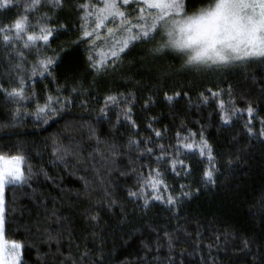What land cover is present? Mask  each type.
Instances as JSON below:
<instances>
[{
  "label": "trees",
  "instance_id": "obj_1",
  "mask_svg": "<svg viewBox=\"0 0 264 264\" xmlns=\"http://www.w3.org/2000/svg\"><path fill=\"white\" fill-rule=\"evenodd\" d=\"M26 2L11 0L0 9V25L23 14ZM183 2L190 15L214 0ZM96 3L63 0L60 8L45 4L29 14L35 23L47 13L49 26L57 29L47 46L40 42L39 56L36 48L25 50L17 41L6 46L0 39V154L25 156L28 177L6 187V238L24 242V264H80L85 252L83 264H264V136L259 134L264 58L214 68L184 66L186 58L175 50L151 51L163 43L161 32L130 45L114 68L97 72L88 56L107 51V28L115 29L118 22L101 30L95 49L91 41L73 43L84 23L81 5ZM136 7L133 3L123 10L133 12ZM18 50L24 52L23 62ZM44 56L56 58L51 75L33 76V63ZM19 63L23 72L13 69ZM20 75L25 78V99L7 95L19 86ZM73 87L78 91L72 92ZM211 92L221 95L213 97ZM165 94L174 99L166 100ZM49 95L68 97L71 103L54 118L45 117V123L35 113ZM110 95L119 103L101 114ZM221 99L227 109H255L252 134L245 128L246 111L230 112L229 123L221 120ZM127 107L135 126L124 118ZM189 132L196 133V141L203 133L212 146L214 182L204 179L210 165L197 150H179L178 158L190 169L187 175L179 167L180 175L172 171L177 133ZM57 147L61 151L54 154ZM157 168L168 186L159 195L165 200L169 194L176 197L175 205L150 194L146 206L143 197L129 195L140 190L141 175ZM182 191L191 195L181 196ZM94 215L98 220L91 219ZM165 233L172 238L171 247Z\"/></svg>",
  "mask_w": 264,
  "mask_h": 264
},
{
  "label": "snow or ice",
  "instance_id": "obj_2",
  "mask_svg": "<svg viewBox=\"0 0 264 264\" xmlns=\"http://www.w3.org/2000/svg\"><path fill=\"white\" fill-rule=\"evenodd\" d=\"M10 3L11 0H0V9L8 7ZM133 3L137 5L133 12L123 10L131 7ZM45 4L56 9L63 6V0H27L24 4L23 14H17V17L10 23L0 25V39L6 46L17 41L22 44L25 50L36 48L39 56L40 42L47 46L50 38L57 31V29L49 26L51 18L47 13L37 17L35 23L29 19V14L38 11ZM81 10L84 13L81 17L84 21L81 25V36L73 43L91 41L90 47L95 49L97 42L101 40V30L105 29L109 22H118L115 29L107 28L105 40L108 45L107 51H94L88 56L90 66L97 72L105 70L109 65L114 68L116 62L120 60L121 54H125L130 45L136 42H147L161 32L166 39L159 47L151 49V51L162 53L166 49L175 50L186 57L184 66L195 68L224 66L244 61L249 57H264V0H214V3L201 8L192 15L186 14L183 0H97L94 5H81ZM17 55L23 62L24 52L18 50ZM55 59V57L50 56L37 59L33 63L31 74L33 76L44 75L45 73L51 75L49 68L54 64ZM13 69L20 72L24 71L22 63L13 65ZM18 85V87L12 88L7 95L12 98L25 99V78L23 75L18 77ZM77 91V88H72V92ZM201 95L203 100L207 102L208 97ZM211 95L219 97L221 93L211 92ZM165 98L168 101L174 99L173 96L167 94H165ZM69 103L71 100L68 97L57 96L54 98L49 95L45 97L43 105L37 104L36 118L37 120L45 117L54 118ZM117 103H119L117 96H107L105 108L100 109L101 114L105 113L109 105ZM229 103L234 105L231 100ZM55 105H60V107L57 108ZM218 107L221 120L224 123L231 121L230 112L235 115L246 111L249 120L245 124V128L249 134L253 133L252 118L255 109L251 105L246 110L234 106L227 109L224 100L221 99ZM17 114H19V110H17ZM123 115L125 120L135 126V122L131 120V107L125 108ZM44 122L47 123V119H44ZM260 123L259 134L264 136V120H261ZM91 131L95 135V130ZM155 135L160 137L161 132L156 131ZM195 137L196 133L193 132H189L186 136L177 133L178 144L176 147L178 152L176 156L170 158L171 169L176 175H180L176 171L178 167L185 169V175H187L190 169L178 158L179 150L188 152L197 150L202 157L206 156L210 165L204 170V179L210 183L214 182V174L217 169L214 163L213 148L204 138L203 133L200 134L199 141H196ZM147 142L145 141V143ZM131 143L138 145L140 141H131ZM158 147L161 153H164V146L159 145ZM60 151L61 149L57 147L54 154ZM145 151L151 153L152 149L148 148ZM64 152L67 154L66 149ZM163 158L162 155L157 157V160ZM57 159L63 160L64 156L58 155ZM25 161L26 157L23 155L5 156L0 154V264H24V242L6 239L4 191L6 185L22 184L27 181L28 177L25 175L23 167ZM27 170L30 172L31 166H28ZM139 179L142 181L140 190L138 192L130 190V196L143 197L146 206L149 203L148 196L150 194L152 199L164 200L169 205L177 203V198L171 194L167 196L166 200L159 195L161 189L167 191L168 186L158 168L150 170L147 176L141 175ZM184 187L186 185H181V189ZM147 189H150L151 193L146 192ZM190 195V192H181V196ZM91 219L98 220V216L94 215ZM165 236L168 237L171 247V236L168 233H165ZM49 239H53V237L49 235ZM243 243L244 247L248 248V241L245 240ZM87 255V252L81 255L80 264H83ZM72 264H77V262L73 260Z\"/></svg>",
  "mask_w": 264,
  "mask_h": 264
},
{
  "label": "rangeland",
  "instance_id": "obj_3",
  "mask_svg": "<svg viewBox=\"0 0 264 264\" xmlns=\"http://www.w3.org/2000/svg\"><path fill=\"white\" fill-rule=\"evenodd\" d=\"M190 15H192V14H190ZM165 39H166V37H165ZM164 39V40H165ZM164 42V41H163ZM186 58V57H185ZM255 58H257V59H259V58H264V57H249V58H247L246 60H244V61H249V60H252V59H255ZM241 62V61H240ZM243 62V61H242ZM231 64H233V63H231ZM214 67H218V66H212V67H200V68H214ZM4 155V154H3ZM16 155H18V154H16ZM19 155H21V154H19ZM5 156H11V155H5ZM6 187H7V185H6ZM6 187H5V191H4V199H5V193H6ZM7 239V238H6ZM8 240V239H7ZM9 241H12V240H9Z\"/></svg>",
  "mask_w": 264,
  "mask_h": 264
}]
</instances>
